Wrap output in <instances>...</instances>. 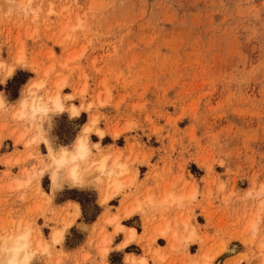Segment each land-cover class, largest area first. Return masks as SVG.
<instances>
[{
	"label": "rangeland",
	"instance_id": "rangeland-1",
	"mask_svg": "<svg viewBox=\"0 0 264 264\" xmlns=\"http://www.w3.org/2000/svg\"><path fill=\"white\" fill-rule=\"evenodd\" d=\"M34 2L41 7L38 20H0V59L19 61L0 84L8 102L15 103L28 82L64 83L65 109H80L78 117L67 111L53 117L54 147L70 145L95 117L105 136L101 142L93 134L92 142L122 152L132 165L134 183L122 192L130 205L169 190L198 192L195 202L174 211L178 221L195 226L190 252L157 257L163 241L145 234L166 223L164 209L144 228L152 264H205L207 256L214 264H258L239 210L217 188L223 179L245 190L253 175H264V0ZM114 131L121 132L118 139L110 137ZM26 136L0 117V227L23 217L48 238L57 225L75 221L78 212L62 214L56 206L70 201L81 208L82 221H94L103 206L97 189L65 186L53 193L48 175L28 183L47 147L26 149ZM65 233L55 264H64L63 247L83 238L76 227ZM110 263L123 264L121 255H111Z\"/></svg>",
	"mask_w": 264,
	"mask_h": 264
},
{
	"label": "clouds",
	"instance_id": "clouds-1",
	"mask_svg": "<svg viewBox=\"0 0 264 264\" xmlns=\"http://www.w3.org/2000/svg\"><path fill=\"white\" fill-rule=\"evenodd\" d=\"M41 7L34 0H0V20L10 21L15 18L38 20ZM82 27V25H81ZM19 61L0 59V84L14 75ZM63 85L49 86L47 77L22 87L19 99L9 103L5 94L0 92V117H7L16 122L27 133L25 148L31 149L44 144L47 153L41 154L28 183L41 182L48 175L53 193L63 190L65 186L74 188L93 187L99 191L107 188L112 194H119L129 189L134 183L127 157L122 152L107 151L101 142H92L91 136L96 133L84 126L75 140L68 146L54 147L49 133L53 127V117L66 112L61 95ZM70 117H78L67 111ZM245 190L231 189L226 180H221L217 191L225 198L227 204L239 210L242 230L256 252L255 261L264 264V175L255 174L249 180ZM19 187L27 185L18 182ZM198 192L189 194L167 193L161 198L147 195L138 206V212H156L161 208L182 209L195 202ZM83 227V226H82ZM172 232L174 240L181 238L180 226ZM56 235L41 239L38 225L26 218H18L14 223L0 227V264H33L41 259L43 264H54L56 250L60 240ZM184 236L195 234V226L185 223ZM187 243V239L183 241ZM173 252L182 253L183 248L173 246ZM138 264H148L141 259ZM205 264H214V257H205Z\"/></svg>",
	"mask_w": 264,
	"mask_h": 264
},
{
	"label": "crops",
	"instance_id": "crops-1",
	"mask_svg": "<svg viewBox=\"0 0 264 264\" xmlns=\"http://www.w3.org/2000/svg\"><path fill=\"white\" fill-rule=\"evenodd\" d=\"M140 180H144L145 177L142 176L139 178ZM103 188V187H101ZM101 188L98 191V197L101 194ZM96 190V189H95ZM172 191V190H171ZM170 191V192H171ZM174 192L177 193L176 190H173ZM172 191V192H173ZM178 194V193H177ZM157 197V196H156ZM117 198V205H110V202ZM159 199V197H157ZM143 199H140V202ZM131 200L125 199L122 193L119 195L115 196L114 198L110 199L107 202L106 206H101V212L99 215L96 217L94 221L86 223L85 221H82V211L81 208L78 207L76 210V202H65L59 205H56L59 209H65L63 213H66L68 211L69 215H74L75 212L78 214L75 217V221L68 227V229L72 227H76L80 233H82L83 238L81 242L74 246V247H63V252L65 253V258L64 264H111L110 263V258L111 255L113 254H120L121 259L123 264H129L127 263V259H135V263L138 264V262L141 259L147 260L148 264L151 263V257L146 255V250L144 248V242L142 241V237L145 233V227L149 230L152 226V221L153 218H158L159 217V210L156 212H147L145 214H140L139 212H134L131 214H128V212L131 210L132 205L129 203ZM137 203H135V206ZM107 208L110 209V223L105 222V217H106V210ZM164 209L165 213L164 215L166 216V222L160 229L165 227L166 225H169V227L173 228L174 224L176 222H179L178 219L176 218V213H174L175 210H179L176 208H162ZM183 209V208H182ZM164 216V217H165ZM176 218V219H174ZM108 221V220H107ZM185 221V220H183ZM117 224L120 225L122 228L121 230L117 231ZM190 224V223H189ZM83 226V227H82ZM54 227V226H53ZM62 226L57 225L54 227L55 229H60ZM67 229V231H68ZM130 231H134L136 238L132 240H128V235L130 234ZM183 230H181L182 232ZM66 234V233H65ZM155 234V235H154ZM156 232L155 231H147V236H153L151 238V241L153 239L154 243L158 241H163L162 245L158 244V247L160 248L156 249L158 251L157 257L164 256V255H172V249L170 248V244L163 239L160 236L156 237ZM65 238V237H64ZM155 239V240H154ZM196 239V235H195ZM174 242V245L178 246V243L176 242L177 240H171ZM195 244V241H192L187 250L183 248V251L187 252L189 250L190 252V247ZM131 247H137L141 250L140 254H136L133 252H128V248ZM106 249L107 253L105 255L102 254V250ZM192 255V254H191ZM195 255V253H194ZM164 258V257H163ZM156 264H161L160 262ZM196 264V263H195Z\"/></svg>",
	"mask_w": 264,
	"mask_h": 264
},
{
	"label": "bare ground",
	"instance_id": "bare-ground-1",
	"mask_svg": "<svg viewBox=\"0 0 264 264\" xmlns=\"http://www.w3.org/2000/svg\"><path fill=\"white\" fill-rule=\"evenodd\" d=\"M32 82V81H31ZM61 85H63V87H64V83H62ZM63 87H62V89H63ZM63 103H64V101H63ZM102 104V103H101ZM65 106V105H64ZM80 109V108H79ZM79 109L77 108V107H75L74 105H72L71 106V108L69 109V111H71V112H73L76 116L79 114ZM66 110V109H65ZM68 110V109H67ZM97 118H92L91 119V121H90V123L88 124V125H86V127H89V128H91L92 130H93V132L94 133H96V136L100 139V136H99V134L100 133H102L103 134V138H104V136H105V132L104 131H102V130H100L99 128H97ZM95 135V134H94ZM121 136V132L120 131H114V132H112L111 134H110V137L112 138V139H118L119 137ZM19 141H21V139L20 140H17V143L19 142ZM46 146V145H45ZM63 146V145H62ZM47 147V146H46ZM132 174V173H131ZM101 200H100V203L102 204V205H104L105 206V204L110 200V199H112V198H114L115 196H117V195H119V194H112V193H110L109 192V190L107 189V188H101ZM169 193H175V194H177L176 192H170V190L168 191ZM167 194V193H166ZM45 195V194H44ZM150 195H152V194H150ZM164 196V195H163ZM163 196H161V197H163ZM161 197H159V198H161ZM137 203V205L136 206H134V207H132L131 208V210L128 212V214H131V213H134V212H138V206H139V204H140V201H137L136 202ZM76 209H77V207H75ZM162 209V208H161ZM166 209V208H165ZM78 212V211H77ZM187 219V218H186ZM188 220H189V217H188ZM181 222V224L179 223V222H176L175 224H174V227L173 228H171V227H169V225H166L165 227H163L162 229H160L159 228V230H157V234H156V237L157 236H160V237H162L163 239H165L169 244H170V248L172 249L173 248V246H174V242H172L171 240H174V238H173V235H172V232H170L168 229L169 228H171L173 231H175L176 229H177V226H180V231L181 230H183V225L185 224V223H187V224H189V222L187 221V220H185V221H180ZM166 223H169V222H166ZM63 227H62V231H60L59 232V235H58V238H59V240H60V244L63 242V240H64V237H65V232H66V230L68 229V227L70 226V222H68V221H64L63 222ZM190 225V224H189ZM191 226V225H190ZM59 229V228H58ZM58 229H55L52 233H51V236H54V235H56L57 234V232H58ZM122 228L120 227V225L119 224H117V231H119V230H121ZM38 235L41 237V235H42V233H40V232H38ZM155 235V234H154ZM50 236V237H51ZM136 238V235H135V233H134V231H130V234L128 235V240H134ZM154 238V237H153ZM185 239H187V243H184L183 241L185 240ZM155 240V239H154ZM152 241H153V239H152ZM192 241H195V234H189L187 237H185L184 236V231H182L181 232V238H180V240L179 241H176L177 243H178V247H182V248H184V249H186L187 250V248H188V246H189V244L192 242ZM175 246H176V244H175ZM107 253V250L106 249H103L102 250V254L103 255H105ZM159 259L160 260H164V258L162 257V256H160L159 257ZM37 260V259H36ZM36 260H34L33 261V263L36 261ZM145 260V259H144ZM136 261H135V259L133 258V259H127V263H129V264H136L135 263ZM55 264V263H54ZM193 264H195V263H193Z\"/></svg>",
	"mask_w": 264,
	"mask_h": 264
}]
</instances>
